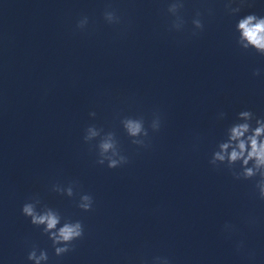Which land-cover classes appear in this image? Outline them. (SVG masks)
<instances>
[{
	"label": "clouds",
	"instance_id": "obj_1",
	"mask_svg": "<svg viewBox=\"0 0 264 264\" xmlns=\"http://www.w3.org/2000/svg\"><path fill=\"white\" fill-rule=\"evenodd\" d=\"M243 3L244 0H225V10L229 15H236L240 13ZM184 6V0H171L168 4L166 11L173 17L170 31L183 30L186 21L181 15V10ZM201 15V12L197 11L191 21L193 36L204 29ZM103 18L110 25L121 23L116 10L110 7L105 9ZM88 23L89 18L84 16L77 22L76 27L85 30ZM234 30L238 34L236 44L240 49L244 51L251 49L264 56V16H258L255 13L244 15L237 20ZM260 71V69H255L253 75H260ZM89 115L95 117L96 113L90 112ZM225 115L224 112H220L218 119H223ZM120 123L133 144L148 148L150 146L149 128L153 133L159 132L162 127V117L158 112H154L148 127H145L143 116H125ZM97 138H99L98 142L93 145L97 153V164H106L109 169H116L129 163V158L122 153L114 132H105L103 128H98L94 124L87 126L84 130V142L91 145V142ZM209 164L214 168L223 166L236 180L254 181V193L258 199L264 201V117H257L251 110L240 111L235 122L225 130V138L216 145ZM77 187L78 182H71L67 187L55 184L52 190L68 197L79 195L77 207L83 212L92 211L95 203L94 197L88 193L74 191ZM21 213L30 220L32 225L42 229L43 234L51 241L56 257L74 251L75 242L85 236V227L81 220L63 217L58 210L43 204L38 196L29 198L22 205ZM248 223L252 225L255 221L249 220ZM223 231L231 236L237 229L235 225L225 223ZM236 247L238 251L242 249L243 242H237ZM248 257L249 259L254 258V253L249 252ZM27 260L32 264H47L48 251L39 249L33 244L28 252ZM141 264H147V261L141 260ZM151 264H171V261L166 256H157L153 257Z\"/></svg>",
	"mask_w": 264,
	"mask_h": 264
}]
</instances>
